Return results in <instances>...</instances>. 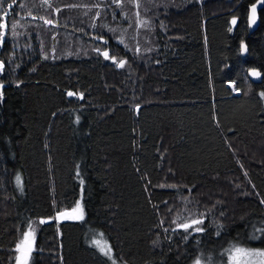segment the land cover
Listing matches in <instances>:
<instances>
[{"label":"trees","instance_id":"obj_1","mask_svg":"<svg viewBox=\"0 0 264 264\" xmlns=\"http://www.w3.org/2000/svg\"><path fill=\"white\" fill-rule=\"evenodd\" d=\"M254 3L0 0V264L33 227L27 264H109L89 230L122 264H194L229 241L264 248ZM192 220L202 231L177 227Z\"/></svg>","mask_w":264,"mask_h":264},{"label":"snow or ice","instance_id":"obj_2","mask_svg":"<svg viewBox=\"0 0 264 264\" xmlns=\"http://www.w3.org/2000/svg\"><path fill=\"white\" fill-rule=\"evenodd\" d=\"M13 4H15L17 2V0H12ZM113 2H115L117 4V6H120V0H113ZM260 7L261 9H264V0H256V3L251 5V14L249 16V25L251 26L252 24H254L256 22V12H257V7ZM11 7V6H9ZM5 17L8 15L7 11H5L4 13ZM45 23L51 24L52 22L50 20H46ZM233 24L236 23L235 19L232 21ZM0 28H6V24H0ZM229 31H231V29H229ZM5 33L4 32H0V37H3ZM246 50V45L241 42V51H245ZM103 55L107 58L108 57V52H104ZM124 61H119L118 66H123L124 65ZM250 74L253 77H258L260 76V73L258 71H256L255 69H251L250 70ZM233 88V91L236 93H239L240 89L235 87L234 82H230ZM69 96L75 95V93L69 92L68 93ZM82 95V94H81ZM261 96L264 97V93H261ZM139 107V106H137ZM17 181H20V177L17 176ZM261 203H264V200L261 201ZM79 210V202L77 203V208L73 209V212H76ZM61 217H65V218H82V216H73V217H68L66 213H60L59 214ZM203 221L202 220H192L191 223H183V224H177L178 228H183L185 230L188 229H193L194 231H202L201 228L198 227H194L195 225H199L201 224ZM41 223H43V221H41ZM262 232H264V230H261ZM30 236L31 233L27 232L25 233V239L22 242V244L17 245L18 250L21 251V256L18 257V264H27V256L28 254L32 251V246H31V241H30ZM93 243L97 244L98 246H100V251L103 252L105 255H109V253L111 252V249L106 247V242H104V246H101V242L100 241H94ZM229 254V264H250L249 261V257H264V251H254V250H245L243 248H238L233 246L231 249L226 250ZM194 264H200V259L198 258ZM260 264H264V260H262L260 262Z\"/></svg>","mask_w":264,"mask_h":264},{"label":"rangeland","instance_id":"obj_3","mask_svg":"<svg viewBox=\"0 0 264 264\" xmlns=\"http://www.w3.org/2000/svg\"><path fill=\"white\" fill-rule=\"evenodd\" d=\"M78 202H79V209H81L82 208L81 201L78 200ZM76 208H77V204H76ZM80 216H82V215H80ZM80 219H83V216ZM27 232L31 233V236L29 239L31 241V246H32V251L27 256V262H28L31 253L36 249V243H35V237H34V227ZM24 239H25V236L21 237L15 245V249L17 250V254L15 257L14 264H18L17 258L21 256V251L18 250L17 245L22 244ZM94 241H100L101 246H104V242H106V247L111 249V252L109 253V255H105L103 252H101L100 246L93 243ZM86 242H87V244L96 248L108 260L109 264H122L114 256L112 248H111V246H109L110 245L109 241L107 240V238L104 236V234L101 231L89 230L86 233ZM233 246L238 247V248H243L245 250L264 251V248L260 247V246H250L246 243L235 244V245L233 244L232 245V241H229V244L224 247V250L222 252L218 253V251H216L215 253H209V254H206L205 256H203L200 259V264H229V254L226 250L231 249ZM248 259L250 261V264H260V262L262 260H264V257L256 256V257H249Z\"/></svg>","mask_w":264,"mask_h":264},{"label":"water","instance_id":"obj_4","mask_svg":"<svg viewBox=\"0 0 264 264\" xmlns=\"http://www.w3.org/2000/svg\"><path fill=\"white\" fill-rule=\"evenodd\" d=\"M259 6L257 7V12H256V22L254 23V24H252L251 26L249 25V16H250V14H251V6L249 7V9H248V14H247V25H248V28H249V30L250 31H255L256 29H257V27H258V25H259ZM242 52V51H241ZM246 52V50L245 51H243L242 53H245ZM251 69H255L256 71H258L259 73H260V76H258V77H253L251 74H250V70ZM251 69H249L248 71H247V77H248V79L251 81V82H253V83H260L261 82V80H262V77H263V75H262V73L260 72V70H258V69H256V68H251ZM60 213H66L67 214V216L68 217H73V213L71 212V211H61V212H58L57 214H56V219H58V220H61V221H63V220H65V219H67V218H65V217H61L59 214ZM189 223H191V222H189Z\"/></svg>","mask_w":264,"mask_h":264}]
</instances>
